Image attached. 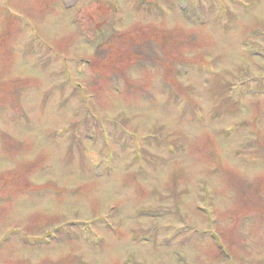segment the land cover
I'll return each mask as SVG.
<instances>
[{
	"label": "rangeland",
	"instance_id": "rangeland-1",
	"mask_svg": "<svg viewBox=\"0 0 264 264\" xmlns=\"http://www.w3.org/2000/svg\"><path fill=\"white\" fill-rule=\"evenodd\" d=\"M255 30L264 0H0V264H264Z\"/></svg>",
	"mask_w": 264,
	"mask_h": 264
}]
</instances>
